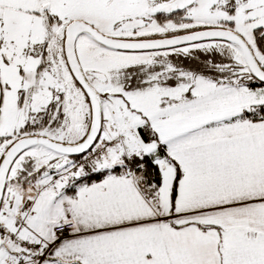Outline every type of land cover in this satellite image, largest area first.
Masks as SVG:
<instances>
[{"label":"snow or ice","instance_id":"1","mask_svg":"<svg viewBox=\"0 0 264 264\" xmlns=\"http://www.w3.org/2000/svg\"><path fill=\"white\" fill-rule=\"evenodd\" d=\"M0 264H264V0H0Z\"/></svg>","mask_w":264,"mask_h":264}]
</instances>
